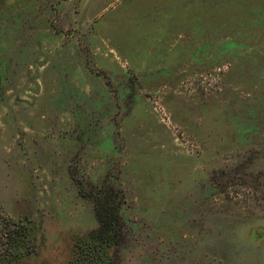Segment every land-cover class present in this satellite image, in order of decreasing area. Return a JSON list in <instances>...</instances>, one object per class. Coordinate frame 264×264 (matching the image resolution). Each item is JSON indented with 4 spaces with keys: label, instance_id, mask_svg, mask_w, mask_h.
<instances>
[{
    "label": "rangeland",
    "instance_id": "374dc122",
    "mask_svg": "<svg viewBox=\"0 0 264 264\" xmlns=\"http://www.w3.org/2000/svg\"><path fill=\"white\" fill-rule=\"evenodd\" d=\"M105 196L113 264H264V0H0V264Z\"/></svg>",
    "mask_w": 264,
    "mask_h": 264
},
{
    "label": "trees",
    "instance_id": "16d2710c",
    "mask_svg": "<svg viewBox=\"0 0 264 264\" xmlns=\"http://www.w3.org/2000/svg\"><path fill=\"white\" fill-rule=\"evenodd\" d=\"M97 227L91 230L83 245L76 250L69 264H113L122 239L119 202L114 196H105L95 204ZM9 236L23 238L26 232H8ZM11 239V238H10ZM13 240V239H12Z\"/></svg>",
    "mask_w": 264,
    "mask_h": 264
}]
</instances>
